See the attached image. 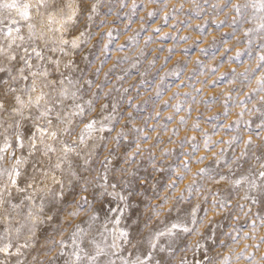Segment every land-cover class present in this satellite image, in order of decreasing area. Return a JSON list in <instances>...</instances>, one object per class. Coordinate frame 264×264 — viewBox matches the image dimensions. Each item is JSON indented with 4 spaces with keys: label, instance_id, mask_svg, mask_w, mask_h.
Instances as JSON below:
<instances>
[{
    "label": "snow or ice",
    "instance_id": "snow-or-ice-1",
    "mask_svg": "<svg viewBox=\"0 0 264 264\" xmlns=\"http://www.w3.org/2000/svg\"><path fill=\"white\" fill-rule=\"evenodd\" d=\"M120 10L128 9L126 14L129 19V27L133 16L137 15V10L143 5L138 4L137 0H132L129 5L127 0H118ZM151 2L159 3L161 9L149 12L148 18L151 19L159 14L162 8L167 7L166 0H151ZM207 3V0H205ZM116 0H0V10L7 11L9 16L0 19V74H5L8 79H0V208H4L3 216L6 217L0 221V264H26L25 253L35 248L39 243L37 238V230L41 229L45 224H52L59 215L60 209L57 203L65 199L64 181L57 180L55 172L60 170L64 175L65 168L67 175L70 177L69 183L73 181L80 184L81 192L87 193L89 187L94 189L95 194L93 200L97 201V205H93L87 195H80L75 200V208L70 209L67 213V223H71L81 211L85 210L88 205L89 215L87 221L81 220L75 224L67 238L59 241L52 240V246L59 244L58 256L64 257V264H169V261L161 256L156 258L157 253H167L172 256L175 253L173 247L175 238L180 234L197 235L200 237L191 245L193 253L202 252L201 260L194 261V264H239L243 260L245 264H264V255L257 261L256 251L248 252L249 245H244L239 252H236L234 245L238 244L241 239L256 240L255 232L259 227H264V143L257 146L250 136L247 140H243L241 135H235L227 140L223 138L214 140L217 128L223 131H232L243 124L252 129L257 137L261 136L264 131V73L256 77V87L245 94L243 100L237 101L241 105V111L237 118L226 125L213 124L211 134L201 128L199 121L204 119L202 115H198L197 120L192 124V129L198 131L202 137L203 148L209 155H199L196 153L200 149V143L196 136H185L179 141V151L176 149H165L164 156L176 154V159L167 165V169L158 167L156 164L155 154L149 150L147 160L154 171L163 172L167 170L170 174L175 175L176 179L167 184V188L175 189L177 182L184 180L187 173L192 172L190 165L192 163L203 164V167L197 168L193 173L194 177H207L215 180L219 176V181H229V176H233L230 180L232 187L238 188L246 185V191L241 197L243 203H232L231 200L218 198L212 200V208L214 210L227 209L229 215L233 210H238L236 221L232 225L231 231L222 232L221 235L227 239H220L216 230L211 227L212 221H209L207 229L208 235L205 236L197 225L204 223L203 218H199L197 213L204 211L205 216L209 209H201L200 205L192 208L186 219H180L177 216L174 219L161 220L159 227L152 231L148 237L137 239L127 223L123 221L130 219L129 212L133 209L132 197L142 194L136 193L132 189L133 182L126 178L113 183L109 180V168L111 163L110 157L106 156L101 162L103 171L92 175L90 167L92 161V150L88 145V138L93 132L111 133L114 130V124L120 122L119 118L123 114L117 111V105L112 103L102 104L101 110H109V114L104 116L102 120L88 119L87 113L95 109V100L98 98L97 93H92V98L84 100V92L91 91L94 80L88 76V70L91 68L93 60L86 55L90 51V45L96 33L93 28H102L108 23L106 19H99L101 11L104 16L112 15L115 8ZM231 7V10L237 15L233 18L232 23L237 21L244 23L255 21V27L249 28L245 32V36L249 37L248 44L251 45L253 40L251 37L257 35L260 37L259 49L261 54L258 56V63L255 69L251 70V75L264 69V0H243V2L233 3V0H226L224 8ZM213 9L223 8L220 5H212ZM47 16L48 32L52 35L46 38L45 33L37 34L35 25L31 23L33 20V12ZM50 9H56L57 15L61 17L58 28H52L51 25L56 23ZM15 16H11L12 12ZM171 13L164 15V21L167 23ZM119 19V13H117ZM221 21L220 23H224ZM27 25V36L22 34V28ZM141 27L139 31H144ZM159 33L160 28L153 29ZM118 30L109 28L106 32H101L100 36L107 37V43L103 44L102 52L106 58L108 57L109 45L112 44L113 33ZM139 35V32H137ZM169 34H165L167 38ZM134 37H129V40ZM190 37L181 36L179 40L184 41ZM152 37H148L151 41ZM43 41V44L38 43ZM146 41V43L148 42ZM215 43V41L213 42ZM124 44L118 45V50H123ZM172 49H169L171 53ZM187 51V49L185 50ZM208 48H201L200 52L207 54ZM230 49H225L227 53ZM243 53L237 52L235 57L229 59H239ZM251 55V52L248 53ZM170 57H165L169 59ZM122 59H127L124 57ZM81 62L83 67H81ZM106 59L101 60V65ZM120 62V59H118ZM155 58L151 64H154ZM196 63L204 67L202 61L197 60ZM115 65H113V68ZM135 67V65H133ZM186 67V62H185ZM111 71V69H110ZM209 71L215 75L216 68ZM100 68L94 70L93 75H98ZM195 72V70H194ZM15 73V74H13ZM176 73L175 75H179ZM235 75L234 71L232 73ZM229 73H222L221 77L212 81L215 85L219 79L228 76ZM246 79H251L249 72L241 74ZM107 76V74H106ZM23 81L21 87L16 88L10 82ZM154 82V81H153ZM206 84L207 81H204ZM141 85L147 86V83L141 80ZM158 90L155 97L159 99L163 88L157 86ZM193 89L197 94L203 91V88ZM97 90L101 86L96 85ZM125 92L128 89L124 90ZM180 93H173L170 99H175ZM185 97L190 93H185ZM256 103H252L254 99ZM214 102L215 96L210 97ZM229 93L225 97L222 113L225 117L229 114V101H232ZM195 103V97H192ZM143 103H147L144 101ZM187 100L178 101L176 104L170 105L169 101H164L162 107H172L178 113ZM208 103V101H205ZM251 104V108L247 107ZM129 106L138 108L133 105L129 99ZM192 109H188L191 114ZM248 113L249 119H244V114ZM159 116V113H157ZM79 117L76 121L74 118ZM255 119H252V118ZM221 113H217L207 118L209 122L219 121ZM134 119L132 113H128V120ZM172 116H168L167 120L171 121ZM258 121V123H256ZM180 123H187L185 117H180ZM80 124L83 127L80 128ZM99 125V127H98ZM112 125V126H109ZM124 127H127V123ZM79 129V131H77ZM154 130V128H153ZM132 132L137 133L129 143H135L136 147L126 154L125 163H134L136 158L142 156L141 140L151 139L150 136L144 134L142 128L135 125L131 128ZM75 134V135H74ZM177 134V130H173V135ZM104 139V137H101ZM116 147L120 146L121 140H128V133L121 128L114 137ZM157 139H159L157 137ZM264 141V137H261ZM243 141L244 148L239 156L235 155L233 145ZM190 145V150L185 152L183 146ZM217 145H225L220 147L217 152L213 149ZM258 149L261 155H256L252 149ZM229 150L233 151L231 159L226 157L225 153ZM114 151V149H113ZM251 153V156H250ZM39 154L42 158H37ZM55 156V163H53ZM181 157H187L182 159ZM46 158V159H44ZM250 158H254L258 164L250 166L247 172L236 176L233 172L232 165L237 169L243 168ZM205 161L210 163L205 164ZM163 164V160L160 161ZM221 164L228 167L229 175L222 174L217 169ZM29 165L31 171H29ZM180 169V171H177ZM122 173L136 177V171L129 173L128 168L120 170ZM52 173V183L57 185L60 191L55 189L40 187V184H46L50 179L49 173ZM216 181V183H219ZM22 185V186H21ZM202 187V181L193 179L185 187L189 196L194 191H199ZM119 189V190H118ZM17 195L14 196L13 193ZM219 195L218 193L216 194ZM47 198V203H46ZM178 201L187 199L182 191L178 197ZM207 200V197H205ZM18 201V202H17ZM39 201V203H37ZM169 201L168 196L161 199V203L152 205V215L159 217L165 211L163 205ZM174 207V205H173ZM253 207H257V211L253 212ZM167 211L171 213L172 207ZM17 212L21 215L22 221L19 224H13L12 213ZM54 213V214H49ZM102 214V215H101ZM240 214L245 217L251 215V220H246L244 224L238 223ZM99 227L96 228L95 234L89 238V232L96 222ZM87 223V228L81 227V224ZM135 223V221H133ZM191 225V226H190ZM223 227V225H219ZM249 227L250 232H244L243 228ZM26 233V234H25ZM24 237L21 240V237ZM162 238L168 240L167 245L161 243ZM211 241V245L204 243ZM144 248L141 252L140 249ZM264 244V237H260L259 241L251 247L258 250L260 245ZM218 246L221 249H228L227 252H215L209 255L212 248ZM35 259V257L33 258ZM180 264H189L187 258L182 257Z\"/></svg>",
    "mask_w": 264,
    "mask_h": 264
},
{
    "label": "rangeland",
    "instance_id": "rangeland-1",
    "mask_svg": "<svg viewBox=\"0 0 264 264\" xmlns=\"http://www.w3.org/2000/svg\"><path fill=\"white\" fill-rule=\"evenodd\" d=\"M238 0H233V3ZM243 2V0H240ZM129 5L132 4V0H127ZM138 4L143 5L137 10V15L131 19L129 27V19L127 17L128 9L120 10L119 2L116 0L115 8L112 15L104 16L103 10L99 19H106L108 23L102 28H93L96 33L92 40L90 51L86 52L89 58L93 60L91 68L88 70V76L94 80V85L91 91H85L83 96L84 100L92 98V93H97L98 98L95 100V109L87 113V118L84 120L87 123L88 119L102 120L104 116L109 114V110L102 111L100 106L102 104L112 103L117 105V111L123 115L118 117L120 122L114 124V130L111 133L105 132H93L88 138L89 148L92 150V161L90 167L92 168V175L97 172H102L103 167L101 162L106 156H109V152H112L110 157L111 163L109 168V180L113 183L120 181L122 178H126L133 182L132 189L136 193H142L134 195L132 197L133 209L130 210V219L123 221L122 224L127 223L131 228L133 235L140 239L141 237H148L149 234L155 229L162 227L160 225L161 220L174 219L177 216L180 219H186L191 212L192 208L200 205L201 209H209L207 216L203 210L197 213L199 218L204 219L202 225H197L200 231L207 236V229L209 227V221H212L211 227H213L220 239H227L222 232L231 231L232 225L237 223L236 216L238 210H233L231 215L227 209L214 210L212 208V200L218 198H224L231 200L233 204L236 202L243 203L241 197L246 191V185L238 188L232 187L230 180L235 178L229 176V181H219V176L215 177V180H210L207 177H194L193 173L197 168L203 167V164L192 163L190 167L192 172L186 174L184 180L177 182V187L173 189L167 188V184L176 179L175 175L170 174L167 170L163 172L154 171L152 165L142 157L149 155V150L155 154L156 164L158 167L167 169V165L175 160L176 154L164 156L163 151L165 149H176L179 151V141L185 136H196L197 141L200 143V149L196 153L197 156L207 154L211 157V153H206L203 148L202 137L198 131L192 129V124L197 120L198 115H202L204 119L199 121L201 128L205 131H209L213 124L226 125L229 122L235 120L237 115L241 111V105L236 102L237 98L243 100L245 94L256 87V77H259L264 73V69L255 72L254 76L251 75V70L255 69L258 63V56L261 54L259 49L260 37L253 35L251 39L253 43L248 44L249 37L245 36V32L249 28L255 27L256 22L244 23L237 21L236 24L232 23L236 13L231 10V7L224 8L226 0H166L167 7L162 8L159 14L151 19L148 18V13L161 9L159 3L151 2V0H137ZM220 5L223 10L213 9L212 5ZM55 20L57 16L56 9H50ZM43 9L40 10L41 14L33 12V20L31 23L35 25L37 34L44 32L46 38L51 36L52 33L48 32L47 16L42 15ZM117 13H119V19H117ZM171 13L167 23L164 21V15ZM56 15V16H55ZM9 16L7 11L0 10V19ZM11 16H15V12L11 13ZM61 18V17H60ZM225 21L224 23H220ZM56 26V27H55ZM2 27V25H0ZM52 28H58L57 22L51 25ZM141 27H144V31H139ZM159 27L160 32L156 33L153 29ZM109 28L118 30L113 35L116 37L112 44L109 45L108 57L106 58L102 52L103 44L107 43V37H101V32H106ZM139 32V35H137ZM28 28L25 25L22 28V34L27 36ZM165 34H169L165 38ZM151 36L152 40L148 41V37ZM186 36L190 39L181 41L179 37ZM129 37L134 39L129 40ZM146 41H148L146 43ZM215 41V43H213ZM39 44H43V41H38ZM124 44L123 50H118L117 46ZM201 48H208L207 54L201 53ZM169 49H172L171 53ZM187 49V51H185ZM225 49H230L227 53ZM243 53L239 59H229V57H235L237 52ZM251 52V55L248 53ZM127 57V59H122ZM165 57H170L165 59ZM155 58L154 64L150 62ZM106 59V62L101 65V60ZM120 59V62H118ZM197 60L202 61L204 67H201L196 63ZM186 62V67H185ZM81 62V67H83ZM113 65L115 67L113 68ZM135 65V67H133ZM100 68L98 75H93L94 70ZM216 68L217 71L213 75L209 69ZM111 69V71H110ZM195 70V72H194ZM235 73L233 75L232 73ZM246 71L249 72L251 79H246L241 75ZM229 73L228 76L219 79L218 82L213 85L212 81L221 77L222 73ZM176 73H180L178 76ZM15 74V73H13ZM107 74V76H106ZM0 79L7 80L8 77L5 74H0ZM141 80L147 83V86L141 85ZM154 81V82H153ZM204 81H207L205 84ZM13 87L19 88L22 86L23 81L10 82ZM203 88V91L197 94L193 89ZM96 85H100V90H97ZM161 86L163 91L159 99L155 97V93L158 90L157 86ZM6 87V86H0ZM128 89L127 92L124 90ZM173 93H180L175 99H170ZM185 93L191 95L185 97ZM231 94L232 101H229V114L225 117L222 113L224 107L225 97ZM264 95V93H261ZM215 96L216 100L213 102L210 97ZM192 97H195V103L192 101ZM129 99L133 105H138V108L129 106ZM256 99L252 103H256ZM187 100L182 109L177 113L172 107H162L164 101H169L170 105L176 104L178 101ZM147 101V103H143ZM208 101V103H205ZM251 104L247 107L251 108ZM191 108V114H188V109ZM128 113H132L134 119L128 120ZM159 113V116H157ZM217 113H221L219 121L207 120L208 117ZM168 116H172L171 121L167 120ZM185 117L187 123L181 124L180 117ZM78 121L80 118H74ZM244 119H249V115L246 112ZM252 119H255L254 117ZM127 123V127H124ZM258 123V121H256ZM135 125L137 128H142L144 134L150 136L151 139L141 140L142 156L136 158L134 163H125L126 154L131 152L135 147V143H129L133 137L137 136V133L132 132L131 128ZM112 126V125H109ZM83 124H80V128ZM99 127V125H98ZM121 128H124L128 133V140H121L120 146L116 147V141L114 137ZM154 128V130H153ZM255 128V124L252 125V129ZM177 130V134L173 135V130ZM246 127L243 122L238 128H234L232 131H223L222 128H217L215 135L212 139L218 140L223 138L229 139L235 135H241L243 140H247L250 136L257 146L264 143L261 137H264V131H261V136L257 137L255 132ZM79 131V129H77ZM75 135V134H74ZM104 137V139H101ZM157 137L159 139H157ZM220 147H226L225 145H217L213 149V152H217ZM244 148L243 141L233 145V149L236 156H239L241 150ZM114 149V151H113ZM185 152L190 150V145L185 144L183 146ZM256 152V155H261L258 149H252ZM229 159L233 156V151L229 150L225 153ZM251 156V153H250ZM37 158H42L37 154ZM186 159L187 157H181ZM46 159V158H44ZM55 163V156L52 158ZM163 160V164L160 161ZM210 161H205V164ZM250 166L258 167V164L254 158H250L248 163L244 164L243 168L237 169L235 165H232L233 172L236 176L247 172ZM128 168L129 173L133 170L136 171V177L122 173L120 170ZM29 165V171H31ZM180 171V169H177ZM222 174L229 175L228 167L221 164L217 169ZM52 173H49L50 179L46 184H40V187H47L60 191L59 187L52 183ZM55 178L57 180L63 179L64 181V193L65 199L57 203V208L60 209L59 215L52 224H45L41 229L37 230V238L39 243L35 248L28 250L25 253L26 264H64V257L58 256L59 244L55 247L52 246V240L59 241L62 238H67L69 233L75 224L83 221H87V217L90 214L88 211V205H85V210L72 220L71 223H67L68 211L75 208V200H78L80 195H87L89 201L95 206L97 201L93 200L95 194L94 189L89 187L87 193L81 192L80 184L69 183L70 177L67 175V169L65 168L64 175H61L60 170L55 172ZM193 179L202 181V187L199 191H194L191 196L184 191L188 183ZM219 181V183H216ZM2 182V181H0ZM22 186V185H21ZM119 190V189H118ZM184 192L187 199L178 201L176 197ZM219 194L218 196L216 194ZM14 196L17 194L14 192ZM164 196L169 197L167 204H164V212L159 217L152 215V205L161 203V199ZM207 197V200L205 199ZM18 202V201H17ZM39 203V201H37ZM47 203V198H46ZM174 205V207H173ZM172 207L171 213L167 211ZM253 212L257 211V207H253ZM4 208H0V221L6 219L3 216ZM54 214V213H49ZM102 215V214H101ZM13 224H19L22 221V217L19 213L13 212ZM251 215L245 217L240 214L238 223L244 224L246 220H251ZM135 221V223H133ZM99 221L93 224L90 232L91 235L95 234L96 228L99 227ZM223 225V227H219ZM191 226V225H190ZM81 227L87 228V223L81 224ZM0 231H3V227H0ZM244 232H250L249 227L243 228ZM26 234V233H25ZM256 240L241 239L240 242L234 245L236 252H239L244 245H249L248 252L256 251L257 261L264 255V244L260 245L258 250L253 249L251 245L257 243L260 237H264V227L257 228L255 232ZM23 236L21 240H23ZM200 237L193 234H180L175 240L173 247L175 253L172 256H168L167 253H157L156 258L160 259L164 256L169 264H180L182 257L187 258L189 264H194V261L201 260L203 253H193L191 245L194 244ZM161 243L167 245L168 240L162 238ZM204 243L211 245V241H204ZM147 245L140 249L144 251ZM228 249H221L218 246L212 248L209 255H213L215 252H227ZM35 257V259H33ZM3 259V257H0ZM12 264H15L13 259ZM239 264H245L243 260L239 261Z\"/></svg>",
    "mask_w": 264,
    "mask_h": 264
},
{
    "label": "bare ground",
    "instance_id": "bare-ground-1",
    "mask_svg": "<svg viewBox=\"0 0 264 264\" xmlns=\"http://www.w3.org/2000/svg\"><path fill=\"white\" fill-rule=\"evenodd\" d=\"M56 16V15H55ZM58 17L56 18V21H57V24H58V26H59V21H60V16L59 15H57ZM56 27V26H55Z\"/></svg>",
    "mask_w": 264,
    "mask_h": 264
}]
</instances>
